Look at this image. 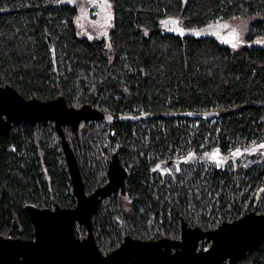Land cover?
<instances>
[{
  "label": "trees",
  "instance_id": "1",
  "mask_svg": "<svg viewBox=\"0 0 264 264\" xmlns=\"http://www.w3.org/2000/svg\"><path fill=\"white\" fill-rule=\"evenodd\" d=\"M103 1L111 11V29L106 35L81 38L76 27L78 8L73 0H0V86L10 84L24 97L44 101L64 96L73 106L78 71L109 65L117 80L106 77L100 85L104 99L99 105L115 117L109 125L111 141L140 143L133 153L137 159L130 166L127 193L132 205L125 217L146 229L144 212L137 204L150 203L158 220L169 203L161 208L155 198L154 184L149 181L150 163L145 156L149 150L175 153L182 134L192 131L186 124L173 127L174 116L190 121L189 114H194L196 120L203 118L202 112H208V120L201 124L196 140L208 131L207 148L215 141L221 153L227 152L231 140H243L263 131L264 0H187L185 4L183 0ZM237 18L252 20L243 44L235 48L227 38L221 41L219 36L215 37L211 28L223 24L228 27L226 21ZM203 27L210 35L181 34V29ZM48 36L56 47V65ZM110 87L120 94L118 98L109 95ZM84 88L79 101L97 105L98 98L88 92L85 83ZM136 107L138 111L133 113ZM128 113L135 115L128 119ZM146 116L149 123L164 120L168 132L156 125L144 140L147 133L140 123ZM217 116L210 126L211 117ZM99 125L93 122L82 127L88 141L93 136L100 137ZM134 128L138 139H134ZM52 129L51 124H22L15 125L8 134H0L3 237L33 238L31 222L23 210L26 203L63 208L76 204L63 153L53 140ZM35 130L41 133L40 155L32 141ZM121 154L126 164L129 153L123 150ZM86 174V183L92 185L90 173ZM223 175L216 169L213 181L220 182ZM124 202L121 195H114L93 216L96 241L109 251L117 247L110 238L111 230L103 213L108 206L124 207ZM185 206L183 197L170 210L175 219L185 213ZM239 214L238 210L235 218ZM162 219L163 234H169L165 215ZM237 264H264V244Z\"/></svg>",
  "mask_w": 264,
  "mask_h": 264
},
{
  "label": "rangeland",
  "instance_id": "2",
  "mask_svg": "<svg viewBox=\"0 0 264 264\" xmlns=\"http://www.w3.org/2000/svg\"><path fill=\"white\" fill-rule=\"evenodd\" d=\"M73 2L78 8L76 27L77 33L81 38L92 36L93 34L95 36L99 34L106 35L107 32H109L112 27V15L109 4L106 2L104 3L103 0H73ZM183 2L185 4L187 0H183ZM251 20L252 19L249 18H237L233 21H226L225 24H227L229 28L224 24L212 27V34L215 37L219 36L220 38L218 39L221 41H226V39L223 38H227L233 47L238 48L243 44L244 36ZM173 24L174 27H176L177 21H174ZM189 33L194 36L210 35L205 27L192 30L181 29V34ZM60 65L62 66V62ZM127 68H129V66ZM128 70L131 71V69ZM106 77L117 78V75L109 65L105 67H94L87 72L83 70L78 71L74 81L76 87V101L73 107L80 108L83 105L78 98L85 92V88L83 90V84L85 83L88 92L93 97L98 98V104L94 107L102 111L110 112L105 107L99 105L104 99V95L100 90V85L104 82ZM109 95H113L116 98L120 96L115 88L112 87L109 88ZM137 111V107L133 109V113ZM133 113L127 114L129 115L128 119H131V117L135 115ZM207 113L208 112H202L201 115H204L202 116L203 118L196 120L194 119V114H189L190 121L181 119L179 115L174 116L172 118L173 127L180 128L182 125L186 124L192 130L189 134H182L179 149L175 153L169 154L157 150H149L145 156L146 160L150 163L148 174L150 184H154L153 189L155 198L160 201L161 208L164 207L166 202L169 203L166 211L160 212L158 220H156V212L150 209V203L137 204L140 211L144 212L146 229H142L138 224L127 219L125 217V212L129 211L127 208H130L132 205L128 193L120 194L119 192L116 194H120L121 200L125 201L124 207L114 205L106 208L107 210H105L103 214L107 217L108 227L111 230L110 238L116 247L123 242L127 235L146 241L159 240L164 237L173 240L181 239L182 217L186 219L191 227H200L207 231L217 228L223 222L236 220L237 218H235V215L238 210L240 212L238 218L250 212H256L257 214L264 213V129L262 132L254 133L251 137L244 138L243 140H231V145L229 149H227V152L221 153L219 146H215V141L207 148L206 145L209 139L208 131L196 140V135L198 134L201 124L208 120V117L205 116ZM217 118L218 116L211 117L209 125H213ZM261 121L264 122V116ZM149 122L151 121L146 116L140 123L141 129L147 133L144 140L150 137L151 128H155L156 125H159L163 132H168L164 120H159L158 122L153 121L152 123ZM48 124L53 125V123ZM99 124V128L102 129L100 137L93 136L90 141L86 139L87 135L82 132V127L87 124H81L78 140H76L70 128L66 127L69 129V132H66L67 138L77 157L87 194L92 193L96 188L107 183L108 162L111 154L116 152L119 146H121V152L127 150L129 153L130 159L126 164L120 153V160L129 171L133 161L137 159L134 157L133 153L140 148V143L134 142L133 140L127 142H122L121 140L111 141L109 135L111 131L109 128L110 124L103 122H99ZM51 132L53 133V140L56 141L60 151L63 153L60 137L55 129H52ZM133 134H136L135 128ZM40 136V131L35 130L34 139L32 141H34L33 143L38 148V155H40L42 151ZM134 139H138L137 134L134 135ZM192 151H195V154H192ZM186 154L189 155V160H187V158L184 159V155ZM191 158H193L192 161ZM62 159L68 172L64 153ZM172 159H175L179 163L173 164ZM159 162H162V164L170 162V164L165 168H161L159 167ZM168 168L170 171H168ZM216 169L220 173L225 174L223 175L224 178L220 179V182L213 181V174L216 172ZM86 172L90 173L89 177L94 182L92 185L86 183ZM198 174H200V176H198ZM128 179L126 180V190L128 187ZM181 194H183L182 197ZM52 197L53 196H51V198ZM111 197L104 198L100 203V207L103 204L110 203ZM183 197L186 203L184 207L185 213L182 214L180 218L175 219V215L172 214L170 210L173 209L174 205L179 203ZM54 200L55 199H53V203ZM223 203L224 207L221 206ZM100 207L98 212H100ZM49 208L53 209L54 206ZM111 210L114 211L113 214L109 213ZM162 215L166 217L169 234H163L165 220L162 219ZM75 234L78 238L87 237L85 227L79 224H76ZM94 234L95 237H97L95 230ZM97 244L104 254L111 252L106 245H100L98 242ZM210 245L211 241L207 239L201 241L198 244V250H207ZM174 251L175 248H172V252Z\"/></svg>",
  "mask_w": 264,
  "mask_h": 264
},
{
  "label": "water",
  "instance_id": "3",
  "mask_svg": "<svg viewBox=\"0 0 264 264\" xmlns=\"http://www.w3.org/2000/svg\"><path fill=\"white\" fill-rule=\"evenodd\" d=\"M48 45L56 65V47L51 36H48ZM114 120L112 113L88 103L76 108L64 96L44 101L38 97L26 98L10 84L0 86V134L10 133L15 125L53 123L61 139L76 200L72 208L57 205L51 209L26 203L24 211L33 226L34 239L0 235V264H237L247 253L263 246L264 213L250 212L207 231L191 227L182 217L181 239L164 237L146 241L127 235L115 250L104 254L96 241L93 216L104 198L119 192L127 194L126 180L131 172L120 160L119 146L108 162L107 183L87 194L64 128L69 127L78 140L82 123L111 124ZM169 164L166 162L161 168ZM2 192L0 184V197ZM76 224L85 227L86 238L76 236ZM206 239L211 241L210 247L198 250V244Z\"/></svg>",
  "mask_w": 264,
  "mask_h": 264
},
{
  "label": "flooded vegetation",
  "instance_id": "4",
  "mask_svg": "<svg viewBox=\"0 0 264 264\" xmlns=\"http://www.w3.org/2000/svg\"><path fill=\"white\" fill-rule=\"evenodd\" d=\"M83 105H84V104H83ZM91 123H93V122H91ZM38 124H39V123H38ZM40 124H42V123H40ZM47 124H48V123H47ZM89 124H90V123H89ZM111 124H112V123H111ZM87 125H88V124H87ZM53 126H54V125H53ZM66 129H68V128L65 127V128H64V132H65ZM65 134H66V132H65ZM66 136H67V134H66ZM191 153H192V154H195V151H192ZM184 156H185L184 159H186V158H187V160L190 159V157H189L188 154H186V155H184ZM192 160H193V158H191V161H192ZM172 161H173V164H176V163L178 164V163H179V162H177L175 159H172ZM159 164H160L159 167H161V166L164 165L165 163L162 164V162H159ZM161 170H162V169H161ZM166 170H167V169H166ZM168 171H170L169 168H168ZM0 184H1V183H0ZM1 187H2V186H1ZM2 190H3V189H2ZM120 194H121V193H120ZM120 194H119V195H120ZM38 206H39V205H38ZM54 208H55V207H54ZM54 208H53V209H54ZM51 209H52V208H51ZM23 210H24V206H23ZM24 212H25V211H24ZM25 213H26V212H25ZM29 220H30V219H29ZM31 225H32V224H31ZM75 227H76V225H75ZM32 228H33V226H32ZM0 235H1V234H0ZM14 238H15V237H14ZM16 238H17V237H16ZM31 239H34V229H33V238H31ZM81 239H83V238H81Z\"/></svg>",
  "mask_w": 264,
  "mask_h": 264
}]
</instances>
